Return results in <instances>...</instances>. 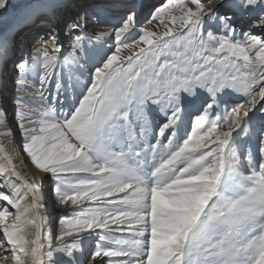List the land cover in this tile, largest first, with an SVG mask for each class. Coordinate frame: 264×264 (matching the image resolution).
<instances>
[{
  "label": "snow or ice",
  "instance_id": "6c2138e0",
  "mask_svg": "<svg viewBox=\"0 0 264 264\" xmlns=\"http://www.w3.org/2000/svg\"><path fill=\"white\" fill-rule=\"evenodd\" d=\"M12 7L0 87L20 95L0 137L41 176L25 182L0 144V264H264V0ZM45 184L62 209L47 236Z\"/></svg>",
  "mask_w": 264,
  "mask_h": 264
},
{
  "label": "rangeland",
  "instance_id": "374dc122",
  "mask_svg": "<svg viewBox=\"0 0 264 264\" xmlns=\"http://www.w3.org/2000/svg\"><path fill=\"white\" fill-rule=\"evenodd\" d=\"M29 0H10V3L12 4V9L9 10V13L6 16V19L10 20L12 18V16L16 15L22 8L23 6L28 3ZM97 2L99 3H104L106 2V0H97ZM160 0H144V4H145V10H147L148 7H150L153 4H157L159 3ZM177 15L179 14L178 12L176 13ZM91 20H93L92 18H90ZM109 20H113L110 18H107L105 15H101L100 16V21H101V25L106 24ZM140 23L143 25V21H144V15L141 14V16L139 17ZM104 21V22H103ZM94 22H89V25H92ZM144 26V25H143ZM5 28V24L3 22H0V31H3ZM157 30H161L160 32L164 31V25L160 24L159 22L156 21L155 27ZM96 29L99 30V28L96 27ZM86 31H89V27H87ZM61 37L63 39V33H61ZM96 37H94L95 39ZM87 43V42H86ZM101 44H103V41H101ZM91 45H89L90 47ZM142 46V45H141ZM65 47V52L62 54L64 56H67L69 53L67 51V44H64ZM100 47V46H98ZM137 49L136 47L130 52V55L133 54V52H135ZM67 66V77H71L73 80H75L77 77H80L81 75V70H77V66L74 63H69L64 65V67ZM88 66V65H86ZM89 66L91 67V65L89 64ZM75 72H77L75 74ZM84 76H87V72L86 69L84 71ZM82 79V77H81ZM8 89V90H7ZM11 89L14 90L10 85L8 88H2L0 87V93L3 92L4 95H2L1 100H0V107L2 105H4V100L6 98H9L10 93H11ZM8 91V92H7ZM7 95V96H6ZM5 97V98H4ZM4 98V99H3ZM234 99H236V97H234ZM9 102V100H8ZM162 119V116L160 117ZM12 152L15 153V149H12ZM22 155V154H21ZM18 160H20V162L23 160V155L22 158H19ZM23 164V166L25 167V169L28 171L27 175L28 177H32V181L35 178V175L39 176V178H37V182H39L40 180V176L41 173L35 171L34 169H32L29 165ZM31 170V171H29ZM50 197V198H49ZM52 198V199H51ZM51 199V200H50ZM45 203L46 205H48V207H46L45 210L42 211V215L46 218V225L45 227L42 229L43 234L45 236H47L49 234V232L52 233V235H55L57 230H58V219H59V215L62 214V209L60 208V206L56 203V197L54 196V194L51 192L50 188L48 187L47 184H45ZM14 211V210H13ZM35 229H32L29 233V238H32V234L34 233Z\"/></svg>",
  "mask_w": 264,
  "mask_h": 264
},
{
  "label": "bare ground",
  "instance_id": "6f19581e",
  "mask_svg": "<svg viewBox=\"0 0 264 264\" xmlns=\"http://www.w3.org/2000/svg\"><path fill=\"white\" fill-rule=\"evenodd\" d=\"M107 18H110L111 19V17L110 16H107V15H105ZM89 22H94V20H89ZM104 22V21H103ZM107 23H115V20H109ZM155 24H156V21H153V23L152 24H150V25H144L145 27H147V28H149L150 30H153V31H156V29L154 28L155 27ZM97 28H99V30L98 29H96V27H93L92 25H89V31L87 32L88 34H92V33H106V32H108L109 31V28L108 27H105V26H99V27H97ZM161 30H157V32H160ZM101 41H103V44H101ZM112 37H109V36H103V37H96L95 39L93 38V43H95L96 45H97V47L98 46H102L103 48H108V47H110L111 45H112ZM91 47V46H90ZM136 46H133V48H131V49H124V50H122V53H121V55H123V56H129L130 55V52L135 48ZM88 67H90L89 65L88 66H85V69H87ZM63 70H64V74H65V78L66 79H68V77H67V73H66V70H67V66H65L64 68H63ZM77 70H80V69H77ZM85 71V70H84ZM87 72V71H86ZM77 72H75V74H76ZM8 88V87H7ZM8 90V89H7ZM8 92V91H7ZM2 95H4L3 94V92H1L0 93V100H1V97H2ZM12 95H14V94H12V93H10V97L12 96ZM7 96V95H6ZM5 98V97H4ZM3 98V99H4ZM2 106H4V105H2ZM1 106V107H2ZM7 106L9 107V109H11V107L13 106L12 105V102H11V100L9 99V102H8V104H7ZM13 126H14V122H13ZM17 140H19V134H18V132H17ZM0 144H2V145H4V147L5 148H7V150H8V154H9V156L11 157V159H12V162H13V164L16 166V168H17V170L20 172V174H21V177H22V179L25 181V182H27V183H36L38 180H37V178H39V176H37V175H35V178L33 179V181L31 180L32 179V177H28V175H27V173H28V171L25 169V167L23 166V164H21V162H20V160H18L19 158H22V153H20L19 152V149L17 148V149H15V153L14 152H12V147L8 144V141L7 140H5L4 138H2V137H0ZM23 159H25L24 157H23ZM5 161L3 160V153H0V164H2V163H4ZM29 171H31V170H29ZM50 198V197H49ZM52 199V198H51ZM50 199V200H51ZM47 207H48V205H47ZM34 232H35V230H34Z\"/></svg>",
  "mask_w": 264,
  "mask_h": 264
}]
</instances>
